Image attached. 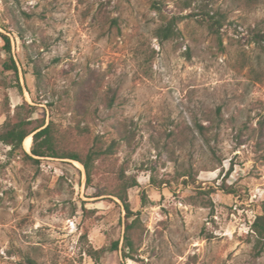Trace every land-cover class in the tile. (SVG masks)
Wrapping results in <instances>:
<instances>
[{
  "label": "rangeland",
  "instance_id": "1",
  "mask_svg": "<svg viewBox=\"0 0 264 264\" xmlns=\"http://www.w3.org/2000/svg\"><path fill=\"white\" fill-rule=\"evenodd\" d=\"M154 1L0 0L12 49L0 36V127L6 99L12 112L28 101L32 126L53 120L66 151L114 143L87 186L78 161L37 163L0 142V264H264L252 229L264 214V0H214L219 34L194 7L159 0L184 16L165 41ZM122 169L138 181L133 250L112 194Z\"/></svg>",
  "mask_w": 264,
  "mask_h": 264
},
{
  "label": "trees",
  "instance_id": "2",
  "mask_svg": "<svg viewBox=\"0 0 264 264\" xmlns=\"http://www.w3.org/2000/svg\"><path fill=\"white\" fill-rule=\"evenodd\" d=\"M258 1L259 0H245L248 5L255 4ZM179 2V7L182 11L194 7L196 11L194 10L192 14L194 16H200V19L208 24L212 33L219 34L227 17L224 12L213 7L214 0H180ZM153 7L157 9L162 16V22L155 30L156 36L161 41L177 37L180 34L178 24L184 16L181 14L172 15L170 17L165 15L159 0L153 2ZM254 35L257 39L260 33L257 32ZM0 36H2L5 42L4 46L6 50L8 53H11L10 37L5 33H0ZM10 61V63H5L6 68L14 70L15 73L18 74V66L13 57L10 58ZM34 69V74L37 79V89L41 90V72L37 66L34 67ZM17 86L22 90L20 83H17ZM113 98L114 97L110 99V102L113 101ZM10 107L8 99H6L4 101V111L7 117L0 127V142L11 146V151L21 150L25 159L37 163L40 162L42 157L69 158L78 161L85 169L87 186H93V171L96 166V161L103 159L109 154V152H112L114 143L104 149L99 144V139L97 138L94 145L85 154L75 151H66L61 147L62 143L58 140L57 130L53 120H50L47 124L44 120L36 126H32L35 122V119L33 118V113L35 112L36 107L35 105L25 101L24 104L17 105L14 112H12ZM218 112H220V108L218 109ZM197 128L202 135H205L207 129L206 126L197 123ZM29 135H32L33 139L31 150L30 152H27L25 151L23 144L24 140ZM135 185H138L137 179L135 177L127 178L122 169L118 175V184L112 191L114 192L112 194L117 196L123 202L126 210L127 223L125 228L124 246L130 248V250L134 249L133 230L139 222V217L137 216V213L132 210L128 198V190ZM225 190L229 193L235 192L230 188H225ZM104 192L103 189H99L96 195H103L105 194ZM252 229L256 236L255 248L257 249V253H259L264 248V214H260L256 217L252 224ZM114 246L117 247L118 242H116ZM124 255L125 257L131 258L130 253L125 252ZM28 264H36V262L29 258Z\"/></svg>",
  "mask_w": 264,
  "mask_h": 264
},
{
  "label": "bare ground",
  "instance_id": "3",
  "mask_svg": "<svg viewBox=\"0 0 264 264\" xmlns=\"http://www.w3.org/2000/svg\"><path fill=\"white\" fill-rule=\"evenodd\" d=\"M32 144V135H29L26 137V139L24 140V145L27 149H30Z\"/></svg>",
  "mask_w": 264,
  "mask_h": 264
}]
</instances>
